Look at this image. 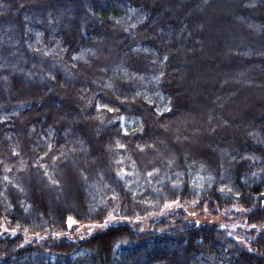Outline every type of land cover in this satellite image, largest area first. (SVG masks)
Listing matches in <instances>:
<instances>
[{
    "label": "trees",
    "instance_id": "trees-1",
    "mask_svg": "<svg viewBox=\"0 0 264 264\" xmlns=\"http://www.w3.org/2000/svg\"><path fill=\"white\" fill-rule=\"evenodd\" d=\"M262 94L264 0H0V264H264Z\"/></svg>",
    "mask_w": 264,
    "mask_h": 264
},
{
    "label": "rangeland",
    "instance_id": "rangeland-1",
    "mask_svg": "<svg viewBox=\"0 0 264 264\" xmlns=\"http://www.w3.org/2000/svg\"><path fill=\"white\" fill-rule=\"evenodd\" d=\"M216 43V42H215ZM217 44V43H216ZM208 60H212L213 58H210L209 56L206 57ZM221 63V62H220ZM217 65V64H216ZM258 98H264V94L257 96ZM247 95H244L243 100H246ZM247 101V100H246ZM179 208V204L176 202H169L166 203L163 208L159 212H153L149 214L148 216L140 217V218H135L132 220L120 217L117 214H111L108 218H106L103 222L100 223H85V224H77L74 220L69 219L68 220V230L62 233H56L54 234V237L57 239H62V238H70L72 240H79V239H86L96 233L97 231L103 230L110 225L119 223V222H130L133 225H137L139 228L142 230H146L149 228L150 223L153 220H157L168 213L177 210ZM188 211L191 213L195 210L193 206H189L186 208ZM232 212H235V214L240 215L243 213V210L241 209H234ZM190 215V214H189ZM190 215L187 219L189 220ZM229 221H225V218L223 215H220L219 217L213 218L210 215L206 214L204 217H201L200 220L209 222V223H216L221 226L225 225L227 226L230 230H234L239 232L240 234H244L246 231H248L250 228L245 224V221L243 219H233L229 218ZM18 233L16 228H13L11 226H8L6 222L2 221L0 223V237H3L5 235H15ZM26 238V241H31L34 236L25 234L24 235ZM238 242L243 243L242 237L241 236H234Z\"/></svg>",
    "mask_w": 264,
    "mask_h": 264
}]
</instances>
